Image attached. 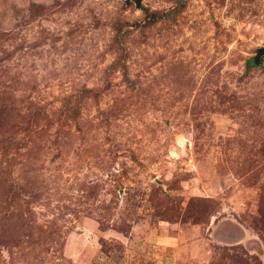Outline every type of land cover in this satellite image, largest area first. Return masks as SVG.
<instances>
[{
    "label": "rangeland",
    "instance_id": "1",
    "mask_svg": "<svg viewBox=\"0 0 264 264\" xmlns=\"http://www.w3.org/2000/svg\"><path fill=\"white\" fill-rule=\"evenodd\" d=\"M262 50L264 0H0V264H264Z\"/></svg>",
    "mask_w": 264,
    "mask_h": 264
},
{
    "label": "water",
    "instance_id": "2",
    "mask_svg": "<svg viewBox=\"0 0 264 264\" xmlns=\"http://www.w3.org/2000/svg\"><path fill=\"white\" fill-rule=\"evenodd\" d=\"M131 2H135L138 8L141 7L142 0H126V3H127V4H129V3H131ZM263 55H264V50L260 51V54H259V56H258V58H257V63H258V64H262V63H263L262 60H261L262 57H263Z\"/></svg>",
    "mask_w": 264,
    "mask_h": 264
},
{
    "label": "trees",
    "instance_id": "3",
    "mask_svg": "<svg viewBox=\"0 0 264 264\" xmlns=\"http://www.w3.org/2000/svg\"><path fill=\"white\" fill-rule=\"evenodd\" d=\"M149 20L147 21V24H151L153 22H156L159 19V16L157 14H150L148 13ZM264 66V64H263Z\"/></svg>",
    "mask_w": 264,
    "mask_h": 264
}]
</instances>
